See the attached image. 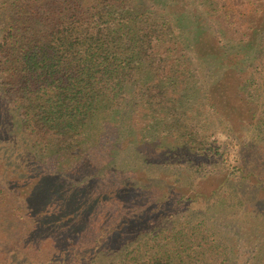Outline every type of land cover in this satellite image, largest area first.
Returning a JSON list of instances; mask_svg holds the SVG:
<instances>
[{
    "label": "trees",
    "instance_id": "trees-1",
    "mask_svg": "<svg viewBox=\"0 0 264 264\" xmlns=\"http://www.w3.org/2000/svg\"><path fill=\"white\" fill-rule=\"evenodd\" d=\"M162 1L0 0V264H264L224 230H264V0H184L207 31ZM179 76L204 79L215 131H173ZM139 126L165 142L122 158ZM218 133L237 165L187 181Z\"/></svg>",
    "mask_w": 264,
    "mask_h": 264
},
{
    "label": "rangeland",
    "instance_id": "rangeland-1",
    "mask_svg": "<svg viewBox=\"0 0 264 264\" xmlns=\"http://www.w3.org/2000/svg\"><path fill=\"white\" fill-rule=\"evenodd\" d=\"M184 1V0H183ZM179 2V0H163L162 2H165L167 4H173L174 5H179L180 10H183V14L181 15V17H179L182 20V23L180 25H185L186 27H188L187 29L192 30L193 26H200V28H203L204 31H207V29L209 30V26H205L203 23L200 22V16L196 15L193 11V6H191L187 1L184 2ZM221 2V0H220ZM208 3H212L214 4V6H218L219 3L217 2V0H208ZM179 12V11H177ZM176 14V13H175ZM174 14V16H175ZM177 17V15H176ZM179 19V20H180ZM199 24V25H198ZM208 27V28H207ZM231 44L234 45V42L232 41ZM176 78H174V80L170 81L173 82V85H166L165 88L168 92L167 95V99L164 102V112H171V116H175L176 120L180 121V124L183 128V130L180 131V129H175L173 130L174 132H176V134L178 135V137L180 138L181 136H183L184 134H186L187 132L185 131L186 128H191V124L195 123L197 126V128L199 129V135H207L213 131L216 130V126H215V122L214 120L211 118L208 119L207 114H208V109L207 107L202 103L198 102V94L196 93V91L198 92L201 88V85L205 83L204 79L199 78H195V77H184V76H179V78L175 81ZM169 82V83H170ZM167 82H164V84ZM163 84V85H164ZM179 97H180V101H179ZM177 102V107H176V111L174 109L171 108L172 111H170L168 108L171 107V104H176ZM164 116L165 113H164ZM205 118L210 120L207 122V124H205ZM173 120H175L173 118ZM171 123H174V121H172ZM187 123V126H186ZM152 128V125H151ZM167 130V129H165ZM157 129L154 130H148L147 132H145V134H142V128L139 126L138 129H134L131 132L127 133V136L124 137L123 143H122V148L124 150V155L122 156V158H132L131 153V149L135 146V148H139L141 149V151L143 152H147L148 149V137L149 138H156L155 143L157 144L158 142H165L164 139L160 136H158L157 133ZM182 141H184V137L182 139H180ZM211 141L213 143L217 142V145H219L220 147V155H216V156H209L208 155V151H204V158H197L196 159V164L192 167H189L187 164L183 165L182 163H179L176 161V159L171 158L172 160L170 162L167 163L168 167H173L172 170L176 169H182V168H190L191 172L189 174V177L187 178V181L189 180H196V178L198 177H202V176H207L210 175L212 173H217V174H223L227 171H230L233 169L234 166L237 165L239 159L237 158V151L239 149V144L238 142L231 137L228 134L225 133H218L216 136H213ZM175 143L179 142V141H174ZM167 144H169L168 142H166ZM196 152V151H194ZM198 154V152H196ZM262 156V153L259 151H255L253 153V161L256 159H259V157ZM150 160H154L153 157H151ZM263 160V159H261ZM129 162H132V160H130ZM128 162V163H129ZM158 163L162 162V159L159 158L157 159ZM162 166H165L162 165ZM171 167V168H172ZM194 181L192 182L194 184ZM233 186H229L228 188V194L230 195V193L232 192ZM227 197H229L228 195H226ZM224 198V197H223ZM214 203V202H213ZM210 205H212V202L210 203ZM206 207H204L201 210L198 209H184L182 211H180L179 215L180 217L185 218L186 220L194 217V220L197 222L201 219H205L207 222H210L211 220L208 219V216L206 215ZM190 212L194 213L191 214ZM195 216H197L198 218H196ZM241 222L243 224L245 223H249L250 221L248 219H241ZM235 224H231V226L226 225L224 230L226 232L231 231L230 236H227V238L230 240L232 239V242H236V239L238 240V245L239 248H242V252L240 254V258L239 260L241 262H243L245 259H247V255L250 254L251 255V251L253 250V246L251 244H256V252L259 253V256L264 260V230H263V234L261 237L260 233H257L258 235L255 237V235H249L247 236V242L245 243V240L242 237L236 236L240 230H239V226L234 227ZM209 226V225H208ZM241 229V227H240ZM262 238V239H260ZM254 242V243H253ZM237 243V242H236ZM258 244H260V246L258 247ZM255 251V250H253Z\"/></svg>",
    "mask_w": 264,
    "mask_h": 264
}]
</instances>
